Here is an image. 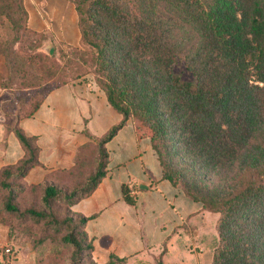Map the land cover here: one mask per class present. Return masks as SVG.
Instances as JSON below:
<instances>
[{"label":"trees","instance_id":"obj_1","mask_svg":"<svg viewBox=\"0 0 264 264\" xmlns=\"http://www.w3.org/2000/svg\"><path fill=\"white\" fill-rule=\"evenodd\" d=\"M7 1L26 16L23 0ZM69 1L81 42L92 51L90 73L123 120L100 138L86 132L89 141L79 148L74 167L36 185L24 178L38 164L37 138L9 126L24 156L0 170V223L9 235L24 227L34 245L56 239L67 227L62 241L72 247L71 264H95L87 218L72 207L96 189L108 162L105 145L134 118L150 132L162 177L199 203L200 215H218L211 264H264V0ZM183 32L194 35L195 45L184 58ZM35 58L39 70L55 66L54 56ZM180 60L192 80L176 73ZM84 76L50 88L19 119L33 116L53 89ZM225 168L235 172L232 182L222 178ZM123 195L134 204L127 186ZM60 202L70 211L65 218L54 209ZM191 225L177 227L174 236ZM3 254L9 258L5 249ZM140 254L112 255L106 264Z\"/></svg>","mask_w":264,"mask_h":264},{"label":"crops","instance_id":"obj_2","mask_svg":"<svg viewBox=\"0 0 264 264\" xmlns=\"http://www.w3.org/2000/svg\"><path fill=\"white\" fill-rule=\"evenodd\" d=\"M31 3L25 0L32 29L45 32L57 21L59 40L79 44L78 14L71 1L36 0L38 6ZM10 118L0 113V170L24 156L16 133L8 129ZM122 120V114L110 105L93 76L53 89L33 116L17 120L26 136L37 138L39 148L38 164L28 171L25 182L40 184L54 172L73 168L79 148L89 141L86 132L100 138ZM105 147V176L89 197L73 206L74 212L87 218L85 230L92 239L97 264H106L112 255L160 254L164 242L175 237L177 227L186 222L197 224L206 216L200 215L199 203L162 177L150 132L141 122L128 119ZM124 186L134 204L125 200ZM7 248L11 255L8 259L3 254ZM0 264H22L17 240H11L9 228L2 223Z\"/></svg>","mask_w":264,"mask_h":264},{"label":"rangeland","instance_id":"obj_3","mask_svg":"<svg viewBox=\"0 0 264 264\" xmlns=\"http://www.w3.org/2000/svg\"><path fill=\"white\" fill-rule=\"evenodd\" d=\"M28 1L38 6L36 0ZM22 5L26 10V16L21 14L16 2L0 0V113L11 117L8 125L10 127L17 125V120H20L19 118L29 111L36 101L42 99L50 88L84 74V77H92L90 72L93 70L92 51L82 44L81 39L78 45L60 41L56 33L60 28L57 21H53L54 27L45 32L32 29L29 26L25 0ZM40 5L43 6V3ZM179 39L182 41V58L190 56L195 50L194 35L183 32ZM50 46L54 47L53 55L48 53ZM37 54L54 56L55 66H45L39 70L40 62L35 58ZM176 73L184 81L192 80L184 60L177 64ZM223 172L222 178L230 182L235 180L234 171L225 168ZM247 178L245 174L240 176L242 180ZM83 182L84 180H81L77 184L81 185ZM54 209L59 218H65L70 214L68 206L63 202L55 204ZM217 217L218 215L214 213L203 216L197 226L191 225L186 233L176 235L164 245L162 257L153 253H142L116 264H159L160 261L163 264H211L212 248L216 244L214 225ZM68 232L65 227L56 239L46 240L40 245H34L32 236L24 227L13 230L10 238L17 240L22 252V264H71L72 247L62 241L63 235ZM207 241L212 242L213 246L206 245ZM88 256L84 254V260ZM91 262L85 261L83 264ZM93 262L97 264L94 257Z\"/></svg>","mask_w":264,"mask_h":264},{"label":"water","instance_id":"obj_4","mask_svg":"<svg viewBox=\"0 0 264 264\" xmlns=\"http://www.w3.org/2000/svg\"><path fill=\"white\" fill-rule=\"evenodd\" d=\"M53 52H54V47L53 46H50L49 50H48V53L50 55H53Z\"/></svg>","mask_w":264,"mask_h":264},{"label":"built area","instance_id":"obj_5","mask_svg":"<svg viewBox=\"0 0 264 264\" xmlns=\"http://www.w3.org/2000/svg\"><path fill=\"white\" fill-rule=\"evenodd\" d=\"M5 252L6 253H10V250L7 248V249H5Z\"/></svg>","mask_w":264,"mask_h":264}]
</instances>
